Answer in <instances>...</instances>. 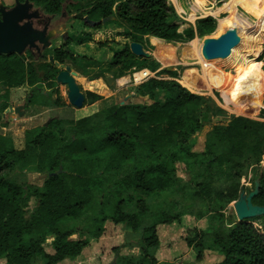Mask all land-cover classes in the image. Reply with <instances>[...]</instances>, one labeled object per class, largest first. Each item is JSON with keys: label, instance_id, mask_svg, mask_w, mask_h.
<instances>
[{"label": "trees", "instance_id": "trees-1", "mask_svg": "<svg viewBox=\"0 0 264 264\" xmlns=\"http://www.w3.org/2000/svg\"><path fill=\"white\" fill-rule=\"evenodd\" d=\"M29 1L55 17L69 7H78L76 19L87 17L89 21L84 18L83 21L91 29H102L106 24L102 20L113 18L108 22L127 28L133 37L148 35L167 42H187L196 36L210 35L217 27V20L208 16L181 32L182 19L167 0ZM71 44L87 46L88 41L83 37L56 39L52 61H45L48 56L44 54L39 56L43 61L27 60V55L38 56L32 51H27V55H0V86L4 87L0 89V119L10 107L12 88L24 84L32 88L44 86L48 91L56 88L57 73L65 68L66 61H77ZM261 60L264 62V53ZM158 68L155 60L135 56L127 45L108 65L116 77L133 69L155 72ZM238 70L230 71L228 83L248 75L253 87L264 85L262 63L258 59L246 71ZM218 85L226 86L223 82ZM131 91L135 99L123 97L121 104L91 116L79 120L54 118L47 126L27 130L22 150L14 147L11 138L0 135V262L58 264L74 260L89 246L91 238L97 239L104 232V224L110 220L116 225H126L133 232H142V255L127 264H156L155 255L161 244L158 226L181 221L183 215L161 211L149 219L147 197L173 186L175 165L185 161L184 155L194 158L188 161L190 166H203L196 193L202 200L216 201L220 209L235 201L242 191L246 192L241 186L242 177L264 157V122L234 117L228 124L214 126L202 154H191L189 139L204 128L208 115L200 118L199 110L209 101L178 82L156 78ZM37 95L47 99L40 91ZM37 95H33L31 104L38 103ZM47 101L42 104L61 103L59 98L52 103ZM235 101L248 106L244 96H237ZM263 104L264 93L249 107L252 113L260 111L259 115L264 117ZM18 168L44 174V185L20 184L11 179ZM60 169V174L51 175ZM108 177L115 178L117 184L107 188L103 203L95 204V194L100 193ZM260 178V192L253 198V204L264 206V172ZM218 184L225 187L217 188ZM120 189L132 190L130 201L137 207V213L125 210ZM31 198L37 205L28 216L26 208ZM234 218L228 216L231 225L228 228L224 220L216 221L218 230L209 249L224 256L218 264H264V234L245 221L235 222ZM75 220L85 223L88 234L85 239L74 238L76 232L69 225ZM93 222L95 225L90 228ZM206 235L205 231L194 230V238L186 239L188 246L204 251ZM50 236L54 237L52 254L44 248Z\"/></svg>", "mask_w": 264, "mask_h": 264}, {"label": "rangeland", "instance_id": "rangeland-1", "mask_svg": "<svg viewBox=\"0 0 264 264\" xmlns=\"http://www.w3.org/2000/svg\"><path fill=\"white\" fill-rule=\"evenodd\" d=\"M167 1L177 9L178 14L182 19L181 32L189 28L190 25L194 24L197 20L205 18V16H202V11H200L203 8H209L212 10L211 14L207 15L206 17L214 15L213 17L217 20V25L219 20L225 19V17H230L234 19V21H237L239 18H241L242 14L249 13L251 15L253 13L252 7H243V4H236L234 3V0L228 1L231 3L228 12H219V14L216 11L222 7L224 0H196V2L195 0ZM0 3L6 4L9 7H13L15 5V0H0ZM211 5H214V9L211 8ZM36 8L41 9L37 6ZM78 9V7H69L67 11L68 15L65 18L61 19L60 16L55 17L52 22V26L57 27L59 30L58 39L64 38L66 40L68 36L73 38L85 37L88 38L90 42L94 43L95 49L101 48V45L104 44L107 47L106 50H110L112 53L117 51L116 45H122L126 43L127 46L130 47L131 43L138 42L143 45L145 51L149 53L148 57L144 58H148L149 60L153 59L159 64V68L153 72L152 78L178 82L182 86V81L185 75L197 80L200 86L198 91L196 90L197 92L195 90L187 89L190 92L204 97L209 101L199 110L200 118H202L203 115H208V119L204 122V128L189 139V144L191 146L189 152L191 154H202L205 151L207 136L211 133L214 126L228 124L234 117L242 116L264 122V117L259 115L260 111L258 114L252 113L249 107L254 99H259L262 97L264 93V85L253 87V82L250 80V78H248V75H244L240 78H234L230 83H228L227 78H229L230 71L237 70V68L233 69L228 65L226 66L224 60L221 59L222 57L207 58L208 56L206 54V50V59L204 60L200 58L201 55L199 53V49L206 40H218L228 31L225 30L220 36H216L214 33L206 36H196L187 42H167L159 38H155V40L150 43L145 41L142 37H133V35H129V32L125 29V27H119V25L115 23L108 22L102 26V29L99 30L88 28L85 26L83 21L85 16L80 20L76 19L78 16ZM198 10L199 13L196 12ZM43 13L47 15L44 11ZM44 24L45 22L42 21L38 23L37 27H43ZM263 53L264 44L262 45L261 54L258 58V61L262 63V71L264 72V62L261 60ZM25 54L27 55V52ZM43 54L48 56V59L45 61H52L55 57L53 47L45 50ZM103 54L104 51L101 54V59ZM34 55L37 54L35 53ZM26 58L27 60L33 61L34 63L43 61V59H40L39 56L33 58L27 55ZM89 67L92 68L89 69V72H91L94 76L100 74L99 71H95V69L99 67L97 64L91 63ZM104 71L107 70H103L102 73H104ZM238 71L244 72L246 70L239 69ZM133 72L138 73L139 71ZM128 73L132 72H127L126 74ZM109 74L101 75L104 77L109 76ZM113 75L115 76V74ZM122 79L125 80V82H123V84L119 83L121 85L126 84L130 80L129 77ZM133 82L135 84L132 86L141 84L135 82L134 80ZM220 82H223L226 86H219L218 83ZM57 86L60 85L58 84ZM126 88L127 87H123L120 90V98L117 99L118 104H121L123 97H125V93L127 92ZM2 92L4 91L2 90ZM49 92L50 93H48V97L53 94L59 98L60 91L57 88L50 90ZM62 92L65 97H67L66 89L64 87L62 88ZM237 96H244L248 101V106L239 105L235 101ZM89 97L93 101L98 99L95 96ZM36 99L38 102L37 104H40L41 102L44 103V99L42 97L37 95ZM3 102L4 101L1 100V104ZM47 102L52 103L53 101L48 98ZM86 104L87 102H85V105ZM10 108L11 107L8 108L9 111H7L6 114L3 113L1 116V118H4L3 124H8L10 117L9 115L18 117L15 114L16 111L14 108ZM91 115L93 114L88 109L85 110L81 116L84 118ZM64 119L70 120L68 118ZM49 120L50 118L47 119L44 124L49 122ZM10 124L13 128L15 138L18 139L21 137L25 123L21 122V124ZM21 146H24L23 143ZM191 156L184 155L185 161L180 160L175 165L176 180L172 184V187L158 190L151 196L147 197V202L150 207V212L147 215L149 219H151L154 214L161 211H166L171 214L183 215L181 221L158 226L161 244L155 255L157 260L156 264H218L224 260V256L215 250L209 249V247L212 245V239L215 235V232L218 230L216 221L224 220L227 228L228 226H231L227 221V218L230 215L235 217V222H243L238 220L233 205L235 201L239 199V197L235 201L229 202L226 205H222L223 207L219 209L220 205H218L216 201L205 198L202 200L201 196L196 194L199 192L198 184L201 182V179L198 176L203 172V166H190L188 161L194 159ZM68 164L70 166L71 163L68 162ZM130 165L132 164L129 162L128 167H130ZM263 168L264 157L259 164H255L249 169L246 176L242 177L240 181L241 186L246 188L245 190L247 194H250L254 190V182L263 174ZM10 178L19 182L20 184L27 183L29 185L38 187H42L46 180L44 174L33 172L32 169L21 168H18L16 172L12 173ZM106 180L107 181L104 183L100 193L95 194V204L103 203L107 198L105 197L107 194V188L110 186L114 187L117 184V180L115 178L108 177ZM218 187L224 188L225 185L218 184L217 188ZM118 193L121 200L125 202V210H128L133 214L137 213V207H135L134 202L130 201L132 190L128 192L126 190L122 191L120 189V192ZM189 203H192L193 206H187ZM36 205L37 201L34 198H31V200L28 202V207L26 208L28 216ZM184 208L186 209L185 212ZM244 221L248 224H251L254 229H256L261 234H264V216ZM94 225V222L89 224L90 228H93ZM69 226L76 232V235L74 236L75 239H85L88 237L84 222L75 220L72 221ZM104 228V232L97 239L91 238L89 246L80 256L74 260L66 259L58 264H127L132 259L139 258L142 255L144 245L141 242V231L133 232L126 225H116L110 220L104 224ZM194 230H201L207 233L204 240L205 249L202 252H200L197 248L189 247L187 244V238H194ZM53 239L54 237L50 236L44 244L45 250L50 254L54 253L51 247ZM197 243L198 241H195V244ZM0 264L5 263L2 261ZM36 264H43V262L38 261Z\"/></svg>", "mask_w": 264, "mask_h": 264}, {"label": "crops", "instance_id": "crops-1", "mask_svg": "<svg viewBox=\"0 0 264 264\" xmlns=\"http://www.w3.org/2000/svg\"><path fill=\"white\" fill-rule=\"evenodd\" d=\"M211 16H214V15H211ZM125 29L128 31L127 28ZM68 37H71V36H68ZM139 37H142L145 41L150 42V43L155 40V37L148 36V35L139 36ZM85 39L88 41L87 46H80L77 44H71L69 46L70 49L74 52L75 57L77 58V61L76 62H72L68 60L66 61V66H69L71 68L72 74L74 75L75 79L77 80L83 93L86 96L87 104L83 108L77 109L69 104L67 97H65V95L62 92V88L64 87L66 89V95H67L68 88L63 85L56 86V88L60 91L59 99L61 100V105L46 106L42 104L43 102H41L40 104L30 103V100L33 97V95H37L39 91L42 94H45V96L47 97V99L45 98L44 101L48 100V98H50L52 101L57 100L58 96L56 95L52 94L50 95V97H48V93L50 92L47 89H45L44 86H39V87L37 86V87L32 88L24 84L22 86L15 87L10 90L9 105L11 108H14L15 110H17L15 114L18 117H13L9 115L10 117L8 120V124L7 123L3 124L4 118H1L0 119V135L11 138L13 140L14 147L16 149L22 150L25 148L26 130L44 126L45 121L49 118L50 119L68 118L70 120H79L82 118L81 115L84 113L85 110L89 109L91 113L94 114V113L109 109L118 104L117 99L120 98L119 97L121 93L120 90L123 87H127L126 88L127 92L125 93L126 95L125 97L133 96L132 98L135 99L134 98L135 94L131 91V89L135 87L132 85L135 84L133 82V75L136 73H134L133 71H136V69L129 71L132 73H128L122 77H115L116 75L115 76L113 75L115 74L114 71H110L108 69V65L113 62L115 54L122 51L127 44L125 43L122 45L120 44L116 45L117 51L115 53H112L110 50H106L107 47L95 49L94 43L90 42L88 38H85ZM103 51H104V54L101 59V54L103 53ZM84 58H86L88 61H85ZM91 63L97 64L99 66L95 69L96 72L98 71L100 72L99 75L94 76L91 72H89L90 71L89 69H92L89 67ZM100 64H101V68H100ZM103 70H107V71H104V73H102ZM101 74L111 75L114 80L113 84H109V82L106 80V76L103 77ZM151 74H152L151 76L152 78L153 72H151ZM125 77H129L130 80L124 85L119 84L118 81ZM0 89L4 90V87L0 86ZM94 95L98 97V99L95 101L91 100L89 97V96H94ZM4 113L6 114L7 112H4ZM21 122L25 123V125L23 126L24 128L23 134H21V137L16 139L15 134L13 133V128L11 127L10 123H20L21 124ZM22 143L24 145L23 147L21 146Z\"/></svg>", "mask_w": 264, "mask_h": 264}, {"label": "water", "instance_id": "water-1", "mask_svg": "<svg viewBox=\"0 0 264 264\" xmlns=\"http://www.w3.org/2000/svg\"><path fill=\"white\" fill-rule=\"evenodd\" d=\"M34 7L35 5L29 0L24 2L16 0V4L12 8L0 3V55H24L27 51H32L42 57L45 50L53 47V41L58 39L59 30L57 27H50L52 18L48 19L43 28L35 27L34 21L42 19L44 15L41 10ZM62 16L66 17L67 12L64 11ZM112 19L107 18L102 22L107 23ZM84 20L89 21L87 17ZM239 40L237 32L229 30L218 40H212L207 44L206 54L208 58L226 57L230 54L231 49L239 43ZM130 50L137 57H148L149 55L137 42L131 43ZM106 77L109 84H113L112 77L110 75ZM56 81L59 85L68 88L67 99L71 106L77 109L84 107L86 96L69 66H65L57 75ZM15 111L17 112V110ZM47 125L48 122L44 126ZM61 172L62 169L51 175H58ZM260 183L261 178L255 181L254 190L250 194L242 191L239 199L233 204L239 221L264 216V206L253 204V198L260 192Z\"/></svg>", "mask_w": 264, "mask_h": 264}, {"label": "bare ground", "instance_id": "bare-ground-1", "mask_svg": "<svg viewBox=\"0 0 264 264\" xmlns=\"http://www.w3.org/2000/svg\"><path fill=\"white\" fill-rule=\"evenodd\" d=\"M228 1L230 0L223 1L222 7L216 11L218 14L219 12L229 11L231 3ZM234 3H241L243 7L247 8L252 7L253 13L251 15L249 13L242 14L241 18L237 21H234V19L230 17H225V19L222 20L220 19L214 34L220 36L225 30L229 31L230 29L237 32L240 39L239 43L232 48L228 56L222 57L221 59H223L226 66L228 65L230 68L247 70L259 58L262 45L264 44V0H234ZM200 11L203 13L202 16H207L212 12L209 8H203ZM196 12L199 13V10ZM209 42V40H206L199 49L200 58L204 60L206 59L205 48ZM123 82H125V80H119V83L123 84ZM182 84L184 87L195 91H198L200 87L196 79L190 78L187 75H185Z\"/></svg>", "mask_w": 264, "mask_h": 264}, {"label": "built area", "instance_id": "built-area-1", "mask_svg": "<svg viewBox=\"0 0 264 264\" xmlns=\"http://www.w3.org/2000/svg\"><path fill=\"white\" fill-rule=\"evenodd\" d=\"M152 74L148 70H141L133 75V80L138 83H144L151 78Z\"/></svg>", "mask_w": 264, "mask_h": 264}, {"label": "flooded vegetation", "instance_id": "flooded-vegetation-1", "mask_svg": "<svg viewBox=\"0 0 264 264\" xmlns=\"http://www.w3.org/2000/svg\"><path fill=\"white\" fill-rule=\"evenodd\" d=\"M15 4H16V0H15ZM5 6H7L6 4H4ZM15 6V5H14ZM8 8H12V7H9V6H7ZM35 9H37L36 8V6L34 7ZM39 10H41V9H39ZM42 11V10H41ZM43 12V11H42ZM43 15H44V17L42 18V19H40V20H35L34 22H35V27H37L38 26V23H40V22H42V21H44L45 22V24L48 22V19L49 18H52L51 19V25H50V27L52 28V27H54V26H52V22H53V20L55 19V16H48V15H45L44 13H43ZM60 18L61 19H63V18H65V17H63L62 15L60 16ZM44 24V25H45ZM44 27V26H43ZM43 27H37V28H43Z\"/></svg>", "mask_w": 264, "mask_h": 264}, {"label": "clouds", "instance_id": "clouds-1", "mask_svg": "<svg viewBox=\"0 0 264 264\" xmlns=\"http://www.w3.org/2000/svg\"><path fill=\"white\" fill-rule=\"evenodd\" d=\"M145 70H148V69H145ZM141 71V70H140ZM151 79V78H150ZM142 84V83H141Z\"/></svg>", "mask_w": 264, "mask_h": 264}]
</instances>
